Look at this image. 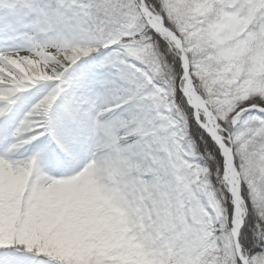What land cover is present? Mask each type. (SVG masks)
Wrapping results in <instances>:
<instances>
[{"label":"snow or ice","instance_id":"obj_1","mask_svg":"<svg viewBox=\"0 0 264 264\" xmlns=\"http://www.w3.org/2000/svg\"><path fill=\"white\" fill-rule=\"evenodd\" d=\"M0 264H264V0H0Z\"/></svg>","mask_w":264,"mask_h":264}]
</instances>
